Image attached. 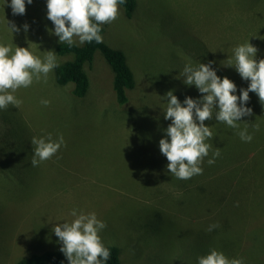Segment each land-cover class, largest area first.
Returning <instances> with one entry per match:
<instances>
[{"label":"rangeland","instance_id":"1","mask_svg":"<svg viewBox=\"0 0 264 264\" xmlns=\"http://www.w3.org/2000/svg\"><path fill=\"white\" fill-rule=\"evenodd\" d=\"M136 1L131 18L120 5L118 19L102 33L125 51L138 79L127 104L116 101L111 68L97 51L87 66L85 97L72 95V83L58 85L53 69L47 83L14 93L19 107L0 109V264H17L36 245L60 250L53 228L74 220L73 209L95 212L106 223L100 235L120 248V264H198L213 248L245 264H264V104L258 95L249 93L253 114L239 128L205 121L213 137L203 174L172 176L159 147L171 123L164 118L167 92L175 90L181 103L203 95L177 78L185 65L214 61L217 75L237 85L234 94L249 86L228 59L248 42L259 50L257 60L264 59V0ZM25 2V14L13 15L11 0H0V42L30 46L41 57L55 51L57 62L70 59L57 53L47 0ZM8 21L20 31L12 33ZM245 127L251 142L238 135ZM49 133L53 139L63 134L66 147L33 167L31 140ZM217 148L221 155L209 165ZM212 224L219 226L208 231Z\"/></svg>","mask_w":264,"mask_h":264},{"label":"clouds","instance_id":"2","mask_svg":"<svg viewBox=\"0 0 264 264\" xmlns=\"http://www.w3.org/2000/svg\"><path fill=\"white\" fill-rule=\"evenodd\" d=\"M32 2L27 0V4ZM124 3L126 0H47V18L53 22V34L59 37L61 44L72 46L76 38L80 44L102 43V25L118 19L120 5ZM10 6L13 15L26 12L25 0H11ZM8 28L12 33L20 31L15 23L9 21ZM23 28L27 31L29 25L25 24ZM257 52L258 49L248 42L237 46L234 56L228 59V66H234L244 80H250L249 86L240 90L241 95L234 94L237 85L232 80L227 76L221 79L217 75L212 67L214 61L195 67L185 65L177 78H184L186 85H195L203 95L198 99L188 96L183 103L174 94L175 90L168 91L164 97L167 99L164 118L171 123L165 129L166 137L159 141V147L168 160L167 169L172 176L187 180L203 174L201 165L212 149V144L207 141L213 137L211 127L206 126L205 121L215 118L231 128H239L241 118L253 114V110L247 107L250 92H255L264 104V59L257 60ZM58 66L55 51H46L41 57L30 46L13 49L11 43L0 42V109L6 110L9 105L19 107L22 100L14 93L20 88L30 87L34 82L43 80L47 83L49 73ZM41 103L48 106L51 102L42 100ZM255 127L259 130V125ZM238 135L245 142L253 139L247 127ZM31 143L34 145L33 167L51 159L62 146L66 147L63 134L56 139L51 133L47 137H33ZM220 155L217 148L208 164H214ZM71 215L74 220L59 223L53 228L63 245L60 251L70 264H103L108 261L111 252L100 235L107 227L106 223L98 219L95 212L84 213L73 209ZM218 226L209 225L208 231ZM198 264H245V260L229 258L213 248L207 255L198 258Z\"/></svg>","mask_w":264,"mask_h":264},{"label":"trees","instance_id":"3","mask_svg":"<svg viewBox=\"0 0 264 264\" xmlns=\"http://www.w3.org/2000/svg\"><path fill=\"white\" fill-rule=\"evenodd\" d=\"M136 0H126L122 4L125 7V13L128 18L134 14ZM104 25H102V33ZM99 51L104 56L112 71V87L115 99L120 105L129 102L127 90L137 85V77L127 62L125 51L113 47L106 40L102 43L95 41L84 44L74 43L69 46L67 43L57 45V53L60 56L70 55V59L60 60L58 67L55 68V79L58 85L65 86L72 83V95L75 97H85L90 87V78L87 66L92 65L95 53ZM257 150V149H256ZM252 151H255L252 149ZM111 252L108 261L103 264H120V248L113 244H105ZM52 248L43 249L41 245H36L35 250L29 251L26 256L19 258L17 264H65V256L60 250ZM137 264V263H127Z\"/></svg>","mask_w":264,"mask_h":264},{"label":"bare ground","instance_id":"4","mask_svg":"<svg viewBox=\"0 0 264 264\" xmlns=\"http://www.w3.org/2000/svg\"><path fill=\"white\" fill-rule=\"evenodd\" d=\"M259 51V50H258Z\"/></svg>","mask_w":264,"mask_h":264}]
</instances>
